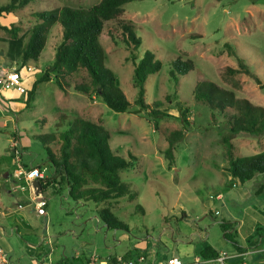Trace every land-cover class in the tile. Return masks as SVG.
Returning a JSON list of instances; mask_svg holds the SVG:
<instances>
[{
    "label": "rangeland",
    "instance_id": "obj_1",
    "mask_svg": "<svg viewBox=\"0 0 264 264\" xmlns=\"http://www.w3.org/2000/svg\"><path fill=\"white\" fill-rule=\"evenodd\" d=\"M11 1L0 0V4ZM99 1L32 0L1 17L0 24L17 27V35L0 28V75L4 69L22 68L35 12L64 5L90 7ZM120 20L132 21L141 39L133 53L110 34ZM61 37L57 24L39 62L25 65L23 83L29 90L52 66ZM100 41L107 65L131 101L130 112H116L98 95L75 90L76 83L88 79L85 71L71 77L72 86L66 93L55 80L41 83L30 107L26 106L27 94L14 88L2 96L10 97L7 99L13 104L9 110L8 102H0V248L12 258L22 250L32 255L52 253L71 264H86V259L100 264L127 252L135 256L129 259L136 260L149 241L161 236L169 249L192 244L233 252L221 221L233 222L232 233L238 243L258 238L264 231V173L240 184L230 181L223 166L232 155L264 151V135L242 132L230 136L229 114L234 110H213L197 102L193 91L198 82L208 80L264 106V90L253 76H231L226 71L228 67L240 68L242 59L264 83V0H135L126 4L121 16L105 22ZM148 50L161 60L162 69L145 82L144 100L147 104L162 100L161 110L169 114L159 119L158 128L145 111L138 112L139 88L132 55L139 60ZM178 57L191 59L194 68L185 75L177 74L176 81L171 70ZM27 65L34 67L32 72ZM186 107L191 108L188 119L192 125L182 141L170 146L166 138L183 127L181 114ZM76 118L110 130L113 152L131 161L121 177L137 197L80 203L69 196L67 186L57 191L47 185L38 197L46 200L47 214L38 216L31 184L21 171L39 168L46 179L51 178L54 168L36 136L66 130ZM103 208L128 228H108L98 217ZM160 248L156 244L155 249Z\"/></svg>",
    "mask_w": 264,
    "mask_h": 264
},
{
    "label": "trees",
    "instance_id": "obj_2",
    "mask_svg": "<svg viewBox=\"0 0 264 264\" xmlns=\"http://www.w3.org/2000/svg\"><path fill=\"white\" fill-rule=\"evenodd\" d=\"M30 1L32 0H12L9 4H0V18L14 13ZM132 1L135 0H100L90 7L64 5L49 11L35 12L36 22L23 49V64L20 68L23 75V72H27L24 69L26 64L31 61L39 62L46 49L49 33L57 24L61 27L62 37L56 48L52 66L45 70L25 93L26 106L30 107L41 83L55 80L58 87L66 93L72 86L71 77L85 71L88 79L76 83L75 90L87 95H98L116 112H130L131 101L120 87L116 73L106 63L107 56L100 35L105 22L121 16L126 4ZM0 28L17 35L15 26L7 27L0 24ZM110 34L113 39L125 43L132 53L141 46V39L134 31L132 21L120 20L118 27L110 29ZM132 59L135 64L134 80L139 88L138 112L145 111L158 128L159 119L162 116H169L161 110L164 103L162 100H156L153 104H147L144 98L145 82L150 75L162 69V62L150 50L139 60L134 55ZM193 68L194 63L191 59L184 60L178 57L172 61L171 75L177 81V74L185 75ZM226 71L231 76L237 73L251 75L264 90L262 80L242 59L240 68L228 67ZM193 94L197 102L213 110L219 109L223 112H228V109L234 110L231 115L229 114L230 136L242 132L264 135V106L239 98L234 90L208 80L198 82ZM0 102L6 104L2 96ZM7 107L10 110L12 108ZM190 112V107L183 108L181 114L183 127L173 131L166 138L170 146L185 138L192 125L188 119ZM230 136L225 139H229ZM36 138L43 143L55 171L51 178L39 179L42 186L40 193L45 186L52 185L57 191H62L63 187L67 186L69 196L78 202L99 203L123 196H129L131 199L137 197L131 185L121 177V171L128 169L131 161L113 152L110 144L111 132L102 124L85 118H76L68 129L39 134ZM223 173L230 181L240 184L253 180L258 174L264 173V151L247 156L232 155L223 166ZM98 217L108 228H128L124 222L116 219L109 209H99ZM232 226L233 222H220L225 239L231 241L235 250L245 251L246 248L234 239ZM260 243H264V231L258 233V238L252 242L251 247L257 248ZM219 253L213 246L207 245L201 250L200 259L216 258ZM140 255L141 252H138L137 257ZM129 257H132V253L124 256L125 259Z\"/></svg>",
    "mask_w": 264,
    "mask_h": 264
},
{
    "label": "built area",
    "instance_id": "obj_3",
    "mask_svg": "<svg viewBox=\"0 0 264 264\" xmlns=\"http://www.w3.org/2000/svg\"><path fill=\"white\" fill-rule=\"evenodd\" d=\"M33 69L34 67H32L31 65H27L28 71L32 72ZM35 71L37 70L35 69ZM24 78L25 77L22 74V69L20 68L11 67L9 69H4L0 75V95L2 92L9 90L11 88L16 89L20 94H25L29 89L23 83ZM33 173H35V175H33ZM22 174H24V172H22ZM27 178L29 179L31 186L34 188L33 186L34 180L36 178L44 179L45 176L44 173L39 168H33L27 174ZM33 202L35 204L37 214L45 215L46 200L34 198ZM216 213H218V211ZM259 251L264 252V247L249 248L248 250L245 251H237V250L233 252L220 251L219 255L216 258H211V259L203 260V262H196L189 264H246L248 255L253 252H259ZM118 261L122 264H150L147 262L146 256L144 254L138 256L136 260L125 259L124 256H120L118 257ZM0 264H15L10 260L9 255L2 248H0ZM37 264H69V263L64 261L48 260V261H41ZM88 264H95V261L90 262ZM163 264H187V263H185L179 256L173 255L169 257L167 261Z\"/></svg>",
    "mask_w": 264,
    "mask_h": 264
},
{
    "label": "crops",
    "instance_id": "obj_4",
    "mask_svg": "<svg viewBox=\"0 0 264 264\" xmlns=\"http://www.w3.org/2000/svg\"><path fill=\"white\" fill-rule=\"evenodd\" d=\"M6 91L2 92L1 96L5 95ZM10 98V97H7ZM5 99L6 102H8V105L10 106V108L12 107L13 101L11 102L10 100L12 99ZM10 110V109H9ZM1 114V112H0ZM24 172V174L26 175V181L28 183L29 179L27 178V174L29 172H25V171H21V173ZM6 177H9V175L7 174ZM37 179V178H36ZM35 179V180H36ZM34 180V181H35ZM32 188V194L31 197L32 199L34 198H38L41 193H37L34 188L32 186H30ZM80 203H88V202H82L80 201ZM46 206H47V202H46ZM37 214V212H36ZM46 214H47V210H46ZM45 214V215H46ZM38 216H41L39 214H37ZM257 237H254L252 239H250V237H248V242L245 244H241L240 245L244 246L246 248V250H248L249 248H252V242L254 240H256ZM51 240L48 242L47 245L51 244ZM156 244H158L161 248L159 250L155 249ZM168 243L165 245V242L163 241V237L161 236L160 239L155 240L154 242L151 243V241L148 242L147 244V249L144 251V254L146 256L147 262L150 264H163L167 261V259L173 255L179 256L185 263L189 264V263H196V262H203V259H200V252H201V248L194 246V245H187L186 248H181L179 245L176 246H172L171 249L168 248ZM264 247V243H260L258 245L257 248H261ZM162 250V251H161ZM220 251H226V249H220L218 250ZM231 251V250H229ZM129 252L125 253L128 254ZM125 254H122L120 256H125ZM131 255V254H130ZM137 255V254H136ZM120 256H116V257H111L109 261L107 260H103L101 261L100 264H122L118 261V257ZM9 258L12 262H14L15 264H37L41 261H48V260H54V261H64L67 262L63 259H57L52 253H49L48 255H44L42 256L40 254V252H38V254H30V253H25L22 250H19L17 254H15V256L12 258L11 254H9ZM117 259V261H113V259ZM131 258H135L134 254H132ZM137 258V256H136ZM90 262H94L93 260H87L85 261L86 264L90 263ZM69 263V262H67ZM71 264V263H69ZM95 264H98L97 261H95ZM246 264H264V252H253L251 254L248 255L247 257V262Z\"/></svg>",
    "mask_w": 264,
    "mask_h": 264
},
{
    "label": "water",
    "instance_id": "obj_5",
    "mask_svg": "<svg viewBox=\"0 0 264 264\" xmlns=\"http://www.w3.org/2000/svg\"><path fill=\"white\" fill-rule=\"evenodd\" d=\"M34 189L37 193L41 192L42 186L39 179H36L33 183Z\"/></svg>",
    "mask_w": 264,
    "mask_h": 264
},
{
    "label": "clouds",
    "instance_id": "obj_6",
    "mask_svg": "<svg viewBox=\"0 0 264 264\" xmlns=\"http://www.w3.org/2000/svg\"><path fill=\"white\" fill-rule=\"evenodd\" d=\"M33 175H35V173H33Z\"/></svg>",
    "mask_w": 264,
    "mask_h": 264
}]
</instances>
